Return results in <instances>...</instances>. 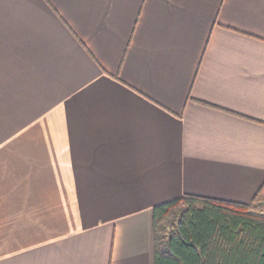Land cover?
Wrapping results in <instances>:
<instances>
[{"label":"crops","instance_id":"obj_1","mask_svg":"<svg viewBox=\"0 0 264 264\" xmlns=\"http://www.w3.org/2000/svg\"><path fill=\"white\" fill-rule=\"evenodd\" d=\"M260 190L264 0H0V264H154L156 204Z\"/></svg>","mask_w":264,"mask_h":264},{"label":"trees","instance_id":"obj_2","mask_svg":"<svg viewBox=\"0 0 264 264\" xmlns=\"http://www.w3.org/2000/svg\"><path fill=\"white\" fill-rule=\"evenodd\" d=\"M257 195L240 202L186 194L156 204L154 264H264V194Z\"/></svg>","mask_w":264,"mask_h":264}]
</instances>
